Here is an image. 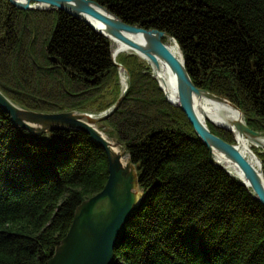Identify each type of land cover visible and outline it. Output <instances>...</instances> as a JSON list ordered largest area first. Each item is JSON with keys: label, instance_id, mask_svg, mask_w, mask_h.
Here are the masks:
<instances>
[{"label": "trees", "instance_id": "1", "mask_svg": "<svg viewBox=\"0 0 264 264\" xmlns=\"http://www.w3.org/2000/svg\"><path fill=\"white\" fill-rule=\"evenodd\" d=\"M92 1L128 25L164 32L193 85L264 132V0ZM115 61L128 88L98 124L123 146L148 195L125 224L114 264H264V207L209 160L150 67L134 54ZM118 78L111 41L84 22L0 0V90L21 108L103 112L118 99ZM207 127L235 143L228 130ZM253 152L264 178V152ZM106 179V155L84 133L33 135L0 112V264H46L76 207Z\"/></svg>", "mask_w": 264, "mask_h": 264}, {"label": "water", "instance_id": "2", "mask_svg": "<svg viewBox=\"0 0 264 264\" xmlns=\"http://www.w3.org/2000/svg\"><path fill=\"white\" fill-rule=\"evenodd\" d=\"M7 1L21 10L56 9L84 22L110 41L124 45L137 57L143 56L150 64L153 77L154 71L159 67V62L166 64L175 79L177 102L174 103L168 99L165 91L154 77L165 99L186 116L198 138L208 148L209 160L231 177L233 176L226 168L215 159V154L218 153L234 163L246 179L255 199L264 207V178L260 160L255 156L258 168L254 167L235 143L225 142L211 133L198 119L194 100L204 97L229 104L238 111L241 119L233 121L231 124L240 138L257 144L258 139L264 136V132L250 129L244 121L242 112L228 100L196 88L185 69L182 55L180 58L176 57L162 42V39L167 37L164 32L128 25L92 0ZM92 21L99 24L100 28H96ZM134 37H138L140 41L134 40ZM111 61L120 70L121 66L116 63L112 55ZM127 88L128 86L120 91L118 99L111 107L99 113L75 110L53 113L34 112L21 108L0 90V112L8 116L16 128L24 129L33 135L52 134L59 130L79 131L88 136L94 145L101 148L107 158V179L103 188L76 207L67 234L55 248L46 264H114V249L123 236L125 224L132 213L143 205L148 195V192L144 193L140 190L137 170L129 157L122 164L124 152L122 148L117 149L119 143L108 139L97 125L117 109ZM210 123L228 130L234 138L230 128ZM240 183L248 189L246 183Z\"/></svg>", "mask_w": 264, "mask_h": 264}, {"label": "bare ground", "instance_id": "3", "mask_svg": "<svg viewBox=\"0 0 264 264\" xmlns=\"http://www.w3.org/2000/svg\"><path fill=\"white\" fill-rule=\"evenodd\" d=\"M92 23L96 28H100L99 24L94 23L93 21ZM163 39H165L163 43L166 45L167 49L176 57L180 58L181 53L176 43L169 37H164ZM134 40L138 42L140 41L138 37H134ZM111 43V53L114 59H116L122 53L132 54L131 50L127 49L124 45L116 41H111ZM139 58L147 65H150L149 62L143 56H140ZM154 77L165 91L168 99L176 103L177 93L175 88V79L168 66L163 62H159V67L154 71ZM118 84L120 91L123 90L126 86H128L126 74L121 68L119 70ZM194 104L195 112L198 119L206 127L208 122H212L214 124L230 128L233 132L234 138L236 140L234 141L238 149L254 165V167L258 168V163L255 157L256 154L253 152V150L258 149L256 151L264 152V136L258 139L257 144L250 142L244 138L238 137L237 132L233 129L231 123L233 121L241 119V115L238 111L234 110L229 104L218 102L204 97L196 98L194 100ZM117 149H119V147H117ZM215 159L218 161V163H220L226 168L230 175L235 177V179H237L238 181L246 183L247 185L246 179L243 177L242 173L234 163L228 161L225 157L219 155L218 153L215 154ZM126 160L127 158L123 156L122 164H124ZM248 189H250L249 186Z\"/></svg>", "mask_w": 264, "mask_h": 264}, {"label": "rangeland", "instance_id": "4", "mask_svg": "<svg viewBox=\"0 0 264 264\" xmlns=\"http://www.w3.org/2000/svg\"><path fill=\"white\" fill-rule=\"evenodd\" d=\"M111 49H112V43H111ZM128 53H122V54H120V55H127ZM130 54V53H129ZM111 55H112V53H111ZM139 58V57H138ZM139 62L142 64V65H144V66H146V67H149V65H147L145 62H143L140 58H139ZM121 69H122V67H121ZM124 70V69H123ZM151 70V69H150ZM125 72V71H124ZM126 74V73H125ZM151 76H152V73H151ZM126 77H127V75H126ZM153 77V76H152ZM154 78V77H153ZM157 82V81H156ZM158 84V83H157ZM159 86V85H158ZM110 90V89H109ZM109 90H107L106 92H105V100H104V102H106V103H109V102H111V100L113 99V95L112 94H110V93H108V91ZM97 125H98V128L100 129L101 127L99 126V124L97 123ZM107 137H108V139H110L111 141H113L114 143L115 142H118L119 143V145H118V147L119 148H122V150H123V152H124V157H126V158H128V156L125 154V150H124V148H123V146L120 144V142L118 141V139H116V137H114V136H109L106 132L108 131V130H104V129H100ZM45 135H48V134H45ZM255 150H258V149H255Z\"/></svg>", "mask_w": 264, "mask_h": 264}]
</instances>
